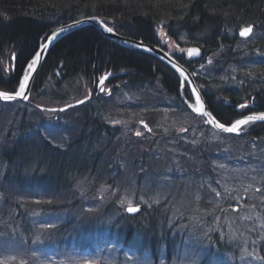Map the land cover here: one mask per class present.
I'll list each match as a JSON object with an SVG mask.
<instances>
[{
	"label": "trees",
	"instance_id": "trees-1",
	"mask_svg": "<svg viewBox=\"0 0 264 264\" xmlns=\"http://www.w3.org/2000/svg\"><path fill=\"white\" fill-rule=\"evenodd\" d=\"M92 16L101 17L106 22H112L113 29L118 35L123 34L127 38L143 43H151L152 40H156L155 31L163 34L161 31V27H163L166 31V38L168 37L175 47L179 46L178 48L182 49L188 46L200 48L203 53L200 61L204 62L206 58H209L213 61L214 66L207 72L208 77L197 75L196 78L202 85H208L205 91L210 100H213V102L216 99L221 101L222 104L215 105V111H212L220 123L227 124L228 120H234L237 116L233 107L224 106V101L236 105L237 102L253 99L260 105V110L264 111V70H261L264 66L258 67L259 64L255 65L256 61L243 64L249 70H258L256 74L260 78L255 77L256 80L254 81L259 80L262 86L253 89L248 88L242 96H238L235 87L233 89L224 85L214 88L220 84L216 83L213 87L214 79L210 81L209 78L211 75H217L224 67L225 62H228L229 66L240 64L242 66V60H244L242 58L248 48L250 50H254L253 48L257 50L264 49V0H0V47L12 48L16 59L15 72L11 74L9 80L16 83L26 62L37 49L39 39L45 35L48 29L56 26L55 19L58 18L57 21L63 24L75 18ZM248 26L252 27L253 33L263 37L258 38L253 44L240 47L238 42L241 39L234 33ZM221 60H223L222 63ZM178 61L184 66L189 64L182 56L178 58ZM219 62L221 68L217 67ZM103 66L108 67L107 71L110 69L112 71L120 70L116 68L121 67V69L133 70L138 76L147 75L148 77L154 72L163 74L169 69L151 57L130 53L108 44L93 28L88 27L64 37L50 49L40 66L34 85L36 88L42 83L43 76L53 71L69 81L72 76L79 75L80 71L88 73L87 71H90L93 67L95 73H98ZM69 72H71L70 75H68ZM247 72L250 73V71ZM162 76L163 79L157 80L158 83H163L162 80L167 81V88L171 93L165 91L164 93L168 97L165 98L166 96H164L165 99L162 98L161 101L142 99L141 102L146 107H143L142 111L144 112L145 109L144 113H152V116L162 113V110L165 111V109L173 111V115L171 114L169 118L159 117L157 119L158 124L165 125L164 128H174V124L178 123V120L182 128L187 126L185 128L190 131L197 127L198 130L202 126L204 128L202 122L195 119L177 97L179 81L176 74L169 73V76ZM160 85L162 84H155L150 87V89L155 90L157 96L161 94L158 93L160 91L158 86ZM147 86L146 81L142 84L134 81V89L129 85L123 87L126 90L125 94L130 95V98L136 101L139 96L144 97V91L145 93L150 91ZM216 93H219L220 96ZM51 97L53 102L63 101V99L59 100L55 96ZM96 100L94 99L91 102ZM103 100L105 103H110L112 105V107L110 106L111 109L114 110L113 105L117 103H112L110 99ZM123 103L124 105L122 102L117 104L120 106L118 112L123 111V108L126 107L125 101ZM86 106L87 108L83 111L84 119L80 125L81 129L79 127L80 134L77 136L75 132L74 136H69L72 142L66 150L55 146L50 142V139H44L39 130L33 133L34 129L28 127L31 129L32 134L24 131L28 128L23 125L18 131L19 138H17L14 145L10 147V150L1 154L0 182L2 184L0 186L2 191L4 186L8 188L9 192L16 193H11V197L1 198V200L6 201H3L0 206V249H7L6 247L11 243L21 242L19 238L27 239L30 236V227L35 228L34 224L36 223H30L34 219L28 217H33L39 212L53 214L60 211L66 213L61 220L62 225H60L61 223L57 227L48 225L46 230L41 233V241L52 236L64 247L71 246L78 250L89 249L88 246L93 244L108 246L111 243H119L123 249L138 253H142L147 249L153 257L158 249L165 245V256L168 258L170 256V243L168 241L171 236L165 230V226H161L155 221L157 219L153 221L149 219L150 223L148 221L146 228H144V224L141 223L145 221L134 223V218L139 216H120L117 213L115 216V209L112 207H105L98 212L96 210L91 213L87 211L83 216L80 213L79 205H73L75 198L71 205L66 203L61 206L53 205L52 198L53 201L58 200L67 192H73L76 184L86 174H96V177L105 176L103 173L108 168L104 163L97 165V162L99 159L106 161L116 159L117 150L121 147L122 141L118 139L119 136L115 135L117 127L108 128L106 122H101L103 115L107 112V104L101 105L94 112L89 108L90 103ZM32 116L34 117V114ZM39 119H36V121L40 122ZM113 119L121 121L119 118ZM66 124L65 129L68 130L70 126L69 123L65 122ZM55 125L56 128L59 127L58 123ZM39 127L45 128L43 125ZM50 128L52 129L51 126ZM187 131L185 130L186 133H188ZM263 136L264 123L253 125L247 135L239 137L244 139L245 146L236 148L237 152L242 154L240 153L242 150L245 153L250 151V157L254 158L256 154L257 156L253 160H260L264 165V149L260 148L261 145L257 143L262 141L261 137ZM96 138L97 140H95ZM111 138L116 144L110 142ZM85 142L87 145H93L92 150L87 149L88 155L91 152L96 154L94 163L91 166L90 160L85 159L87 154L81 155L82 145ZM235 143L238 146L236 141ZM235 143L231 145L217 144L216 149L230 153ZM180 146L182 152H185L183 150L187 147H193L184 144ZM261 150L263 151L262 154ZM218 151L215 153L216 156L220 155ZM254 151L255 153H253ZM209 152V149L200 150L194 156L193 153H187V161L189 160L190 167L198 172L201 168L195 166V163L200 164L206 175L212 179L214 177L209 167L213 166L214 153L210 154ZM118 154L120 155V153ZM168 155L170 156V154ZM137 157L139 156H136V162L139 161ZM217 160L220 159L217 158ZM219 163L224 165L222 161H218ZM103 164L104 166H101ZM98 168L99 171H95ZM258 180L264 183V168L258 173ZM185 186L188 185L185 184ZM13 200L17 201L13 202ZM158 213L159 211L156 209L155 214L152 215L156 216ZM149 215L153 217L151 214ZM158 216L160 219L165 218L160 213ZM43 227H46L45 224ZM261 255L264 259V248Z\"/></svg>",
	"mask_w": 264,
	"mask_h": 264
},
{
	"label": "rangeland",
	"instance_id": "rangeland-1",
	"mask_svg": "<svg viewBox=\"0 0 264 264\" xmlns=\"http://www.w3.org/2000/svg\"><path fill=\"white\" fill-rule=\"evenodd\" d=\"M238 32L240 30L234 34L236 35ZM44 37L45 35L39 41L44 40L45 42L46 38L44 39ZM261 37L263 36L251 32L247 39L239 40L238 43L240 47L248 46ZM166 46L167 52H176L171 43ZM253 49L248 48L244 53L242 66L241 64L229 66L228 62H225L224 67L221 68L220 64L223 62L221 60L217 66L221 68L219 73L209 77L210 81L214 79L213 87L216 83L220 85L214 88L224 85L243 86L240 83L246 82L247 84L260 78L256 74L257 69L249 70L244 65L256 61L255 65L259 64L258 67L264 66V49ZM167 52L166 54H169ZM14 53L12 48L0 47V92L7 91L9 94H15V91L19 89L18 80L20 78L16 83L7 78L8 75L11 76L15 72ZM213 66V63L208 61L200 69L201 74L199 75L208 77L206 74ZM261 70L264 68L262 67ZM34 83L35 78L32 79L28 92L30 96L25 102L13 100L5 103L0 100V157L14 145L19 138L18 131L23 125H26V128L34 129L33 133L39 130L44 139L48 138L55 146L66 150L72 142L69 136H74L75 132L77 136L80 134V125L84 119L83 111L87 108L85 105L90 103L89 108L94 112L101 105L107 104V112L103 115L101 122H106L108 128L117 125L118 139L122 141L121 147L117 150L120 155L116 152V159L112 161L99 159L97 165L104 163L108 168L109 172L103 173L105 176L96 177V174L85 173L86 175L76 184L73 192H67L58 200L53 201L52 198L51 201L55 206L65 203L71 205L75 198L73 205H79L80 213L83 216L87 211L91 213L96 210L98 212L105 207L115 209V216L116 213L120 216L129 215L125 213V209L128 207V201H131L133 206H138L140 209L139 212L132 215L139 216L134 218V223L145 221L141 224H144V228H146V224L150 223L149 219L152 221L157 219L155 221L161 226H165V230L169 232L171 238H175V242L169 248L170 256L168 258L165 256V245L158 249L154 257L147 249L138 253L123 249L119 243H111L108 246L93 244L91 251L78 250L71 246L64 247L52 236L41 241V233L46 230L48 225L57 227L66 213L60 211L53 214L39 212L33 217H28L34 219L32 222L29 219L28 221L32 224L35 222L36 227H30L31 232L27 239L19 238L21 242H14L8 245L7 249H0V264H86V262L87 264H196L201 257L211 253L216 257L214 264H264L260 252L264 248V183L258 180V173L263 168L260 163L258 166L255 165L257 160L253 159L257 156L256 154L254 158H251L250 151L245 153L242 150L240 151L242 154L237 152L236 148L245 146L243 138H231V135L217 134L205 125L204 128L203 126L199 127L200 130L197 127L190 131L185 128L187 126L182 128L179 120L174 124V128H164L165 125L158 124L157 119L159 117L167 119L171 114L173 115V111L165 109V111L162 110V113L154 116L152 113L146 114L144 113L145 109L144 112L142 111L143 96L142 98L139 96L140 98L138 97L136 101L128 97L129 100L127 99L125 102L127 108L118 112L120 106L117 104L122 102L124 105V99L117 96L115 88L112 98L117 104L111 101L115 104L113 105L114 110L111 109L112 105L108 102L105 103L103 99L91 102L95 97L90 91L88 92L90 98H85L84 103L77 105L74 110L49 112L47 109H54L53 106L60 104V101L53 102L51 96H55L59 100L63 99L68 104L76 103L80 97H85L87 82L80 78L69 81L66 79L64 82L61 81L57 85L58 87L56 86L57 88H54L53 84L45 82L41 83L39 88H35ZM102 95L107 96L105 92ZM81 108L82 111L77 112ZM38 118H40V122L36 121ZM113 118L121 119L120 123H115ZM65 122L69 123L68 130L65 129L67 126ZM57 123L58 128L55 127ZM41 125L45 128L39 127ZM180 129H184V131H180ZM185 130H188V133ZM243 130L247 129L243 128ZM24 131L32 134L29 128ZM137 132H140L141 135L137 136ZM261 139L262 141L257 143L261 145L260 148L264 149V136ZM110 142L115 141L111 138ZM223 143L225 145L235 143L230 151L233 155L216 149L217 144ZM181 144L193 147H187L183 150L185 152H182ZM82 146L81 155L87 154L85 159L90 160L91 166L96 154L91 152L88 155L87 149L92 150L93 145H87L85 142ZM205 149H209L210 154L214 153L213 166L209 167L214 177L212 179L206 175L200 164L195 163V166L201 168L198 172L191 168L189 160L187 161V153H193L194 156L200 150ZM217 151L219 156L215 154ZM262 152L261 150V154ZM136 156L140 157H137L138 162H136ZM1 160L2 158H0V168L2 167ZM218 161L224 162V165L218 164ZM220 165L224 167H220ZM99 168L95 171H99ZM0 184L2 183L0 182ZM11 193L16 192H9L8 188L4 186L2 191L0 186V200L7 196L11 197ZM205 198L208 199L205 201ZM3 201L6 200H1L0 206ZM16 201L13 200V202ZM156 209L165 216L164 219L159 218V213L156 216L152 215L155 214ZM149 214L153 217H150ZM115 216L113 215L114 218ZM44 224L46 227H43ZM93 240L95 241V239Z\"/></svg>",
	"mask_w": 264,
	"mask_h": 264
},
{
	"label": "bare ground",
	"instance_id": "bare-ground-1",
	"mask_svg": "<svg viewBox=\"0 0 264 264\" xmlns=\"http://www.w3.org/2000/svg\"><path fill=\"white\" fill-rule=\"evenodd\" d=\"M88 18H97V19H99L100 20V22L102 23V25L106 28V27H112L113 28V24H112V22H106V21H104L103 20V18H101V17H94V16H92V17H87V18H75V19H72V20H70V21H67V22H64L63 24L61 23V22H59V21H57V20H59L58 18L57 19H55V24H56V26H53L52 28H50V29H48L47 31H46V33H45V37H44V39L46 38H48L50 35H52L57 29L58 30H61V29H63V28H66L67 26H69V25H71V24H73V23H77V22H79L80 20H84V19H88ZM86 29L88 28V27H85ZM85 28H82V29H85ZM91 28V27H90ZM82 29H79V30H76V31H73V32H71V33H69V34H66L65 36H63L61 39H58V40H56V43H58L60 40H62L64 37H66V36H68V35H70V34H73V33H76V32H78V31H81ZM94 29V28H93ZM95 30V29H94ZM96 31V30H95ZM161 31L163 32V34H161V33H159L158 31H155V36H156V40H152L151 41V43H146V42H144V44H147L148 46H150V47H154V48H156V49H158V50H160L161 52L163 51L164 53H166V51H164V48H166V50H167V44H169V42L171 41L168 37L166 38V31H165V29L163 28V27H161ZM97 32V31H96ZM98 33V32H97ZM113 33H115L116 35H118L117 33H116V31L113 29ZM99 34V33H98ZM100 35V34H99ZM56 36H58V35H56ZM119 37H122V38H127V37H125L123 34L121 35H118ZM101 37V36H100ZM103 40H105L108 44H110V45H112V46H114V47H118V48H120V49H122L119 45H117V44H115V43H111V42H109L108 40H106L105 38H103V37H101ZM130 39V38H129ZM55 43V44H56ZM54 44V45H55ZM125 50V49H124ZM126 51H128V52H130V53H134V54H141V55H144V54H142V53H140V52H137V51H133V50H126ZM168 51V50H167ZM169 53V52H168ZM172 53V52H171ZM171 53H169V54H171ZM173 54V53H172ZM145 56V55H144ZM171 59L173 60V61H175V62H177L176 60H175V58L174 57H171ZM158 62H160V64L161 65H163V66H166L167 68H169L168 69V71H166V72H164L163 74L161 73H159L158 72V74L156 73V72H154L152 75H150L149 77L147 76V75H140V76H138L136 73H134V71L133 70H130V69H125V68H123V69H121V67H118V68H116V69H120V70H115V71H112L111 69L110 70H108L107 71V69H108V67L107 66H103L100 70V72H98V73H95V71H94V68L92 67V69L90 70V71H87L88 73H86V71H80V74L78 75H74V76H72L71 77V80L72 79H77L78 80V78H80V79H83L84 81H86L87 83H89L90 84V87H87L86 89L95 97V99H100L101 98V93H106L107 94V97H111V95H112V93H113V91H114V88H115V93L117 94V96L118 97H120V98H123L124 99V101L126 102V100L128 99V97H130V95H126L125 93H126V90H125V87H123V86H131L133 89H134V81H138V83L139 84H142V82H144V81H146V83L148 84V86L147 87H149V88H147V89H150V87H153V85H155V84H162V85H160V86H158V87H160V91H158V93H161V94H159V96H157L156 95V92H155V90H153L152 88V90L150 89V91H147L146 93H145V91H144V98H146L147 100H155V101H157V100H160L161 101V99L162 98H164V96H166L165 98H167L168 96H167V94L166 93H164L165 91H167L168 93H171V91L167 88L168 86H167V81L165 82L164 80H162L163 81V83H158V81L157 80H161V79H163V76L162 75H167V76H169V73L170 74H172V73H174V74H178L170 65H168L167 63H164V62H161V61H158ZM40 69V68H39ZM39 69L36 71V73H35V75H34V78L35 79H37V73H38V71H39ZM161 72V71H160ZM21 74H22V76L24 75V74H27L26 72H25V70L24 69H22V71H21ZM71 74V72H69V74L68 75H70ZM89 74V75H88ZM190 75H194V74H190ZM101 76H105V77H107L106 78V80H105V83H104V85H103V87H104V92H101L100 91V84H99V80H100V77ZM7 78L8 79H10V75H8L7 76ZM135 78V79H134ZM61 81H66V79L63 77V76H60L56 71H53L52 73H50V74H46V75H44L43 76V78H42V83H51V84H53L54 85V88H57L58 86L57 85H59L60 84V82ZM165 82V83H164ZM41 84V83H40ZM40 84L36 87V88H39V86H40ZM241 85H243V86H239V85H235V88H236V90L238 91V96H242V94L243 93H245L246 92V90L249 88V89H253L254 87L255 88H259L260 86H262V84H261V82L259 81V80H257V81H252V82H249V83H247L246 84V82H243V84L242 83H240ZM57 86V87H56ZM208 85L207 84H200V86L199 87H196L195 86V88L197 89V91L199 92V94H200V96H201V99H202V101L204 102V105H205V107H206V109H207V111H208V113L211 115V117H213L215 120H216V118H215V116H214V114L212 113V111L215 109V105H220L221 103H220V101H217V100H214V102H213V100H210V98L208 97V94L206 93V87H207ZM181 87V86H180ZM90 88V89H89ZM232 88L233 89H235L234 88V86H232ZM138 89V88H137ZM245 90V91H244ZM117 91V92H116ZM179 96H182L183 97V99H185V100H187V101H189L190 99H192V91H191V89H190V87H189V85L187 86V93H186V91L184 90V89H182V87L179 89ZM189 96H190V98H189ZM85 98H90V94H88L87 92H86V94H85V97L83 98V97H80V100L79 101H85ZM164 98V99H165ZM74 100V99H73ZM129 100V99H128ZM110 101H112V102H114L113 101V99L111 98L110 99ZM115 101H117V100H115ZM244 102H247V100H245ZM60 104H57L56 106H53L54 107V109H57V111L59 110V109H61V108H64V107H61V106H65V107H67V109H66V111L68 110V111H72V110H74L75 109V107H69V106H73V104L72 105H69L66 101H60L59 102ZM71 103H73V102H71ZM115 103V102H114ZM223 104H224V106L225 107H232L233 105H231V103L230 102H228V101H224L223 102ZM258 104H256V102L254 101V105H253V107H252V109L253 110H257L256 108H259L258 109V111H253V110H251L252 112H253V114H261V113H264V111H262V110H260V107L259 106H257ZM216 106V107H217ZM195 108V106L194 107H192L191 108V111H190V114L195 118V119H199L200 120V122H202V124L203 123H205L204 122V120L201 118V117H199L197 114H195V113H193L192 112V109H194ZM56 111V112H57ZM80 111H82V108L81 109H79V110H77V112H80ZM215 111V110H214ZM59 112H62V111H59ZM74 113H76V112H74ZM247 116H249V115H247ZM235 122V120L234 121H229L227 124H225V126H231V124L232 123H234ZM255 123H258V124H260L261 122H255ZM116 127H117V125H116ZM254 130V128L252 129V131ZM118 130H117V128H116V130H115V135L116 136H118ZM221 135H225V134H221ZM226 136H229V135H226ZM232 137H240V135H231ZM260 163V165H262V168H264V165L262 164V162H260V160H257V162H256V166H258V164ZM170 244H169V248L170 247H172L171 246V244L173 243V242H175V239L174 238H171V239H169V241H168ZM260 252H262V251H260ZM216 259V257L215 256H213V253H211L210 255H208V254H206V255H204L203 257H201L200 258V260L196 263V264H214V263H216L215 260Z\"/></svg>",
	"mask_w": 264,
	"mask_h": 264
},
{
	"label": "water",
	"instance_id": "water-1",
	"mask_svg": "<svg viewBox=\"0 0 264 264\" xmlns=\"http://www.w3.org/2000/svg\"><path fill=\"white\" fill-rule=\"evenodd\" d=\"M85 27L94 28L100 34L101 37L105 38L106 40H108L111 43H115V44L119 45L122 49L137 51V52H140V53L144 54L145 56L153 57L154 59H157V60H159L161 62H164V63H167L168 65H170L178 73V75L181 78L182 82L185 81V80L187 81V84L189 85V87H190V89L192 91V99H193V102H194V105H195L194 109L200 107V105H198L196 103V95H200V94L197 91V89L195 88V85H194V82L192 80V77L189 75V73L187 72L186 69H184L177 62L173 61L171 59V57L168 54L164 53L163 51L161 52L160 50H158V49H156L154 47H150V46H148L147 44H144L141 41L133 40V39H129V38H122V37H119L118 35H116L113 32L112 33H108L106 31H104L105 27L102 25L100 20L97 19V18H88V19L80 20L79 22L73 23V24H71V25H69L66 28H63L61 30L57 29L54 33L56 35H58V36H56V35L53 36V34L50 35L49 37H51V39H49V37H48L45 40V42L43 43V45L47 44L48 48L44 49V48H42V46H43L42 45L37 50V52H40L41 54H40V57H39V61L37 62L35 71L30 74V84H31L32 79H33L36 71L38 70V68H39L44 56L47 54V52L50 50V48H52L54 46V44L56 43V40L61 39L66 34H69V33L73 32V31H76V30H79V29H82V28H85ZM239 37L241 39L247 38V37H241L240 35H239ZM146 48L151 49V51H144V49H146ZM191 48H195V47H191ZM36 53L33 56L32 60L36 58ZM187 57H188V54H187ZM201 57H202V53L199 50V53H198L197 56L191 57V58L188 57V59L191 60V61H199L201 59ZM173 64H175L176 67H173ZM177 69H180V71H177ZM181 71L184 73L183 76L180 75ZM193 89H196L195 93L193 92ZM28 92H29V88L26 89V95L27 96H28ZM10 95H14V94H10ZM0 100L2 102H11V101H4L2 98H0ZM14 100H19V101H22V102L26 101V100H24L22 98H16ZM201 103L204 105V102L202 101V99H201ZM78 104H80V103H77V104L75 103L71 107H74V106H76ZM70 105H72V104H70ZM64 109H67V107H64ZM194 109H192V112L197 114L199 117H201L204 120L205 124L207 126H209L213 131H215L217 133H220V134H233V135H240L241 134V132H239V131L237 133H225L222 130L217 129L215 127V124H211V123L207 122L209 119L215 120L213 117H211V115L203 116L202 113H197V112L194 111ZM203 111L208 112L206 107H205V105H204ZM251 115H259V114H251ZM216 122H218V121H216ZM255 122L264 123V121H255ZM228 127H230V126H228ZM131 215H134V214H131Z\"/></svg>",
	"mask_w": 264,
	"mask_h": 264
},
{
	"label": "snow or ice",
	"instance_id": "snow-or-ice-1",
	"mask_svg": "<svg viewBox=\"0 0 264 264\" xmlns=\"http://www.w3.org/2000/svg\"><path fill=\"white\" fill-rule=\"evenodd\" d=\"M104 31H106L108 33H112L113 28L112 27H106L104 29ZM251 31H252L251 26L244 27L240 30L239 35L241 37H248L249 34L251 33ZM55 35L56 34L53 33V36H55ZM49 39H51V37H49ZM42 48L46 49V48H48V45L45 44L42 46ZM144 51H151V49L146 48V49H144ZM198 53H199L198 48H189L187 50L188 57H190V58L197 56ZM40 54H41L40 52H37L36 58L33 59L31 61V63H29L27 65L28 74H24L22 76V78L19 79V90H16L14 95H10L9 92H7V91L0 92V98H2L4 101H12L16 98H22L24 100L28 99V96L26 95V89L30 88V74L35 71L37 62L39 61ZM209 63H211V61H209ZM173 67H176L175 64H173ZM177 71H180V69H177ZM180 75L183 76L184 73L181 71ZM106 78L107 77H105V76L100 77L99 84H100V91L101 92H104V90H105L103 85L105 83ZM180 84H181V87H185L187 84V81L185 80L183 82H180ZM193 92L195 93L196 89H193ZM78 103L82 104V103H84V101H78ZM196 103L198 105H200V107L194 109L195 112L202 113L203 116H209L210 115L208 112L203 111L204 105L201 103V96L200 95H196ZM69 107H71V106H69ZM245 107H246V105H244V104L240 105V108H242V109ZM47 111L55 112V111H57V109H47ZM58 111H66V109L61 108ZM255 121H264V113H261L259 115H249V116L244 117L243 119H236L235 122L232 123L230 127H226L224 123H218L213 119H209L207 122L211 123V124H215V127L217 129H220L225 133H237L241 129V126L250 125L251 123H253ZM115 123H120V122L116 121ZM180 131H184V129H180ZM136 135L140 136L141 133L137 132ZM220 167H223V165H220ZM217 195H219V193H217ZM121 203H124V201H121ZM139 210L140 209L138 206H133L132 202L128 201V207L125 209V211L127 213L135 214V213L139 212ZM86 264H87V262H86Z\"/></svg>",
	"mask_w": 264,
	"mask_h": 264
},
{
	"label": "flooded vegetation",
	"instance_id": "flooded-vegetation-1",
	"mask_svg": "<svg viewBox=\"0 0 264 264\" xmlns=\"http://www.w3.org/2000/svg\"><path fill=\"white\" fill-rule=\"evenodd\" d=\"M188 47H191V46H188ZM198 48V47H197ZM199 50H200V48H198ZM164 51H166L167 52V50H166V48H164ZM201 51V50H200ZM168 53V52H167ZM203 54V53H202ZM170 55H172L174 58H175V60L177 61V63L179 64V65H181L184 69H186L187 70V72L189 73V75L190 74H194V75H190L191 77H192V80H193V82H194V85L196 86V87H198V85H200L201 84V82H199L198 80H197V78H196V76L197 75H199V74H201V71H200V69L208 62V61H211L209 58L207 59L206 58V60L203 62L202 60V62L199 60V61H191V60H187L186 58H185V56L183 55V54H176V53H173V54H170ZM180 56H182V58L183 59H185L186 61H188V66H184L180 61H178V58L180 57ZM204 57V56H203ZM154 59V58H153ZM156 60V59H155ZM158 61V60H157ZM211 63H213V61H211ZM177 76V75H176ZM178 77V76H177ZM178 81H179V78H178ZM179 83H180V81H179ZM187 86H188V84H186V86L185 87H182V89H184L185 91H186V93H187ZM87 87H90V84L89 83H87ZM181 87H180V84H179V86H178V89H177V97L180 99V101L185 105L186 103H188L185 99H183V98H181L180 96H179V89H180ZM90 89V88H89ZM88 93L89 91L87 90V91H85V93ZM102 94V93H101ZM113 95V94H112ZM112 95H111V97H107V96H105V95H101V98L100 99H105V100H108V99H111L112 98ZM189 98H190V96H189ZM190 102H191V99L189 100ZM255 101V100H254ZM254 101H253V99H250L249 101H247V102H244V101H242V102H237L238 104H236V105H233L232 107H233V110L237 113V116L234 118V120H236V119H242V118H244V117H246L247 115H251V114H253V112L251 111V110H253L252 109V107H253V105H254ZM256 102V104H258V102L257 101H255ZM241 104H244V105H246V107L245 108H240V105ZM257 106H260L259 104L257 105ZM187 108V107H186ZM257 110H253V111H258V109L259 108H256ZM188 110V109H187ZM234 120H228L227 122H229V121H234ZM253 125H255V124H252V125H248V126H245V129H247V130H245V131H243L244 133H249L250 131H251V127L253 126Z\"/></svg>",
	"mask_w": 264,
	"mask_h": 264
}]
</instances>
